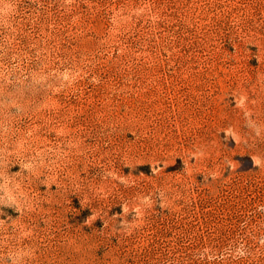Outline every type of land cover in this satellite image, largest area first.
<instances>
[{
	"label": "rangeland",
	"instance_id": "obj_1",
	"mask_svg": "<svg viewBox=\"0 0 264 264\" xmlns=\"http://www.w3.org/2000/svg\"><path fill=\"white\" fill-rule=\"evenodd\" d=\"M0 264H264V0H0Z\"/></svg>",
	"mask_w": 264,
	"mask_h": 264
}]
</instances>
